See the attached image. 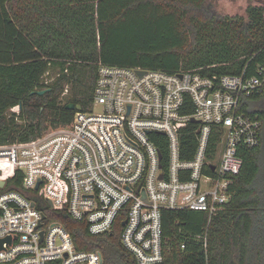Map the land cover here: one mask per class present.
I'll list each match as a JSON object with an SVG mask.
<instances>
[{"label": "built area", "instance_id": "built-area-1", "mask_svg": "<svg viewBox=\"0 0 264 264\" xmlns=\"http://www.w3.org/2000/svg\"><path fill=\"white\" fill-rule=\"evenodd\" d=\"M97 70L91 105L71 123L0 144V264H101L99 249L76 248L59 211L85 221L90 235L118 220L136 264H159L161 211L197 210L210 220L230 198L240 149L259 145L263 121L245 111L244 98L264 91V59L240 75ZM191 123L197 141L186 159L181 138Z\"/></svg>", "mask_w": 264, "mask_h": 264}, {"label": "trees", "instance_id": "trees-1", "mask_svg": "<svg viewBox=\"0 0 264 264\" xmlns=\"http://www.w3.org/2000/svg\"><path fill=\"white\" fill-rule=\"evenodd\" d=\"M206 1L0 0V144L71 123L75 110L66 104L88 109L99 64L203 76L253 73L264 59L263 6L249 5L246 17L218 16ZM48 71L49 81L43 79ZM41 89L47 90L32 93ZM262 97L264 91L244 98V109L264 122V111L252 106ZM15 105L18 113L11 112ZM193 128L181 138L186 159L196 146ZM240 151L230 198L210 220L197 210L161 211L159 264H264V123L259 145ZM54 218L77 249H99L101 264H136L122 245L118 220L111 232L90 235L85 221L62 211Z\"/></svg>", "mask_w": 264, "mask_h": 264}, {"label": "rangeland", "instance_id": "rangeland-1", "mask_svg": "<svg viewBox=\"0 0 264 264\" xmlns=\"http://www.w3.org/2000/svg\"><path fill=\"white\" fill-rule=\"evenodd\" d=\"M206 3L207 6L209 5L210 10L218 16L242 15L246 17L245 11L249 5H260L264 8V0H207ZM51 75L53 76V73L48 71V73L43 76V79L49 81ZM67 94L68 90H65V92L61 94V103L65 102ZM252 106L257 109L261 108L264 111V97L260 98L258 102L252 103ZM11 112H13V110H11Z\"/></svg>", "mask_w": 264, "mask_h": 264}, {"label": "water", "instance_id": "water-1", "mask_svg": "<svg viewBox=\"0 0 264 264\" xmlns=\"http://www.w3.org/2000/svg\"><path fill=\"white\" fill-rule=\"evenodd\" d=\"M46 90H47V89H41V90L34 91V92H32V93L43 94ZM66 108H67L68 110H71V109H74V110H81V109H82L81 105H79V104H74L73 102L66 104ZM6 240H8V238H7ZM1 244H2V243H1V241H0V247H1Z\"/></svg>", "mask_w": 264, "mask_h": 264}]
</instances>
